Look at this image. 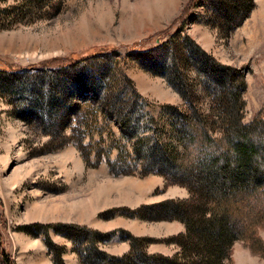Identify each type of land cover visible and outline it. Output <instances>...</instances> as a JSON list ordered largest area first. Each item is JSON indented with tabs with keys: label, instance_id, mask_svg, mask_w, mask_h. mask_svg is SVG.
I'll return each instance as SVG.
<instances>
[{
	"label": "rangeland",
	"instance_id": "374dc122",
	"mask_svg": "<svg viewBox=\"0 0 264 264\" xmlns=\"http://www.w3.org/2000/svg\"><path fill=\"white\" fill-rule=\"evenodd\" d=\"M19 1L0 0V66L58 68L77 61L73 68L91 76L92 86L72 95L82 107L66 137H50L38 115L23 119L0 91V254L17 264H57L59 257L62 264H107L96 249L122 255L131 251L132 237L150 238L148 252H176L171 239L181 232L179 219L157 215L169 214L162 202L191 197L197 168L179 177L159 151L165 144L168 157L194 164L175 124L206 120L219 138L227 104L224 78L201 74L179 43L186 33L197 41L193 35L205 29L209 49L197 42L220 62L243 67V121L250 122L264 105V0H255L231 33L210 0H63L60 10L48 8L45 15L35 7L29 15L16 12ZM174 43L183 46L177 58ZM104 50L109 54L80 58ZM160 54L177 59L182 77L146 66L149 56ZM98 76L103 79L96 86ZM168 104L182 114L171 118ZM151 133L162 146L138 142ZM150 151V161L167 166L166 172H145ZM72 223L90 231L66 226ZM91 230L109 232V238ZM259 233L264 239V228ZM231 259L264 264V254L244 239L234 242Z\"/></svg>",
	"mask_w": 264,
	"mask_h": 264
},
{
	"label": "trees",
	"instance_id": "16d2710c",
	"mask_svg": "<svg viewBox=\"0 0 264 264\" xmlns=\"http://www.w3.org/2000/svg\"><path fill=\"white\" fill-rule=\"evenodd\" d=\"M210 1L214 10L222 13L228 33L241 24L256 5L255 0ZM62 2L63 0H20L13 7L16 12L21 10L24 15L34 12L32 8L35 7L41 15H45L48 8L60 10ZM182 37L179 44L189 48L187 51L191 56L188 58L201 74L212 72L215 75L213 77L224 78L221 84L222 97L227 104L222 134L219 138L211 136L206 120H199L196 124H175L178 139L187 148V154L192 157L194 164L191 166L184 161L177 162L175 156L172 158L170 154L168 157L163 149L165 144L162 151H159L161 158L169 164L170 169L178 172L179 177L184 176L190 167L197 168L193 176L198 185L191 186V197L162 202V207L168 209L169 214L157 215V218H177L185 223V230L173 235L171 239L179 249L172 254L148 252L144 244L146 245L150 238L129 237L131 251L128 253L107 254L104 250L96 249L101 258L108 259L107 264H234L231 252L237 239H244L253 251L264 254V239L259 233V230L264 228V208L260 204V199L264 198V105L250 122H244L243 92L247 83L243 67L220 62L188 33ZM162 46L167 56L170 53V45L164 43ZM182 47L174 43L171 50L176 55L175 58L180 54ZM109 52L104 50L80 58H98ZM161 56H149L146 66L153 71H159L154 67L162 69V74L174 72L182 77L177 59L169 62L166 56L165 59ZM75 62L62 64L65 66L63 68L41 65L21 68L0 66V80L3 78L0 81V91L4 97L9 98L8 101L15 106L16 112L23 119L28 121L27 116L38 115L40 123L42 122L50 137H66L68 123L82 107L79 101H72V95L78 98V93L88 90L86 84L92 86L91 76L73 68L77 66ZM102 79L98 76L92 82L98 86L97 82ZM165 108L172 110L173 119L182 114L180 109L177 110L173 105H165ZM123 124L124 122L122 126ZM130 134L136 135V132ZM138 142L150 144L149 148L152 145L162 146L155 133L139 137ZM141 147L142 145L138 146L139 149ZM156 149L151 150L153 154ZM151 151L147 157L145 172L153 171L157 167L159 172H166L164 169H167V166L155 165L150 161ZM200 178L201 182L208 181V185L203 184L204 188L199 182ZM66 226L90 231L88 227L73 223ZM93 232L99 234V239L109 238V232ZM57 260L62 264V258ZM58 262L56 261L57 264ZM0 264L17 263L8 253L2 252Z\"/></svg>",
	"mask_w": 264,
	"mask_h": 264
},
{
	"label": "crops",
	"instance_id": "0c3cea01",
	"mask_svg": "<svg viewBox=\"0 0 264 264\" xmlns=\"http://www.w3.org/2000/svg\"><path fill=\"white\" fill-rule=\"evenodd\" d=\"M202 29H204V28H202ZM205 30V29H204ZM202 31V34L201 35H198V34H195V35H193L195 38H196V40L204 47V48H206V49H209L208 48V46H207V44L206 43H209L208 41V38H209V36H208V31ZM194 33H196V31H194L193 30V34ZM206 42V43H205ZM173 221V220H172ZM175 222H177L178 224H179V228H180V230L181 231H184L185 230V224L182 222V221H180V220H176ZM179 249V248H178ZM178 249H176V251L178 250ZM174 253V252H173Z\"/></svg>",
	"mask_w": 264,
	"mask_h": 264
},
{
	"label": "bare ground",
	"instance_id": "6f19581e",
	"mask_svg": "<svg viewBox=\"0 0 264 264\" xmlns=\"http://www.w3.org/2000/svg\"><path fill=\"white\" fill-rule=\"evenodd\" d=\"M82 211V210H81ZM84 212V211H83Z\"/></svg>",
	"mask_w": 264,
	"mask_h": 264
}]
</instances>
